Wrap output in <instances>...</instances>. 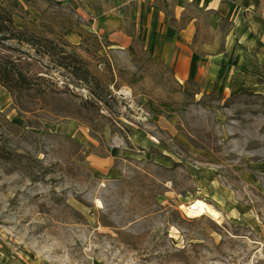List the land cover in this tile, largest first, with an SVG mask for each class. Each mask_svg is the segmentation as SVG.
<instances>
[{
	"label": "rangeland",
	"instance_id": "rangeland-1",
	"mask_svg": "<svg viewBox=\"0 0 264 264\" xmlns=\"http://www.w3.org/2000/svg\"><path fill=\"white\" fill-rule=\"evenodd\" d=\"M2 1L39 43L0 45L47 73L0 81V264H264V89L237 85L221 56L178 78L140 42L113 45L88 25L98 0ZM61 50L104 91L75 86ZM197 198L221 216H188Z\"/></svg>",
	"mask_w": 264,
	"mask_h": 264
},
{
	"label": "crops",
	"instance_id": "crops-1",
	"mask_svg": "<svg viewBox=\"0 0 264 264\" xmlns=\"http://www.w3.org/2000/svg\"><path fill=\"white\" fill-rule=\"evenodd\" d=\"M67 2L74 9L81 8L79 0ZM87 9L98 14L88 25L107 33L113 45L128 48L140 42L150 56L170 64L178 78L194 75L203 53V57L226 59L225 68L230 78L236 77L237 85L264 89V80H258L264 77L260 71L264 65V0H98L88 2ZM224 22L231 24V30L226 47L220 50L218 35ZM205 30L214 39L206 41ZM241 49L243 60L238 56Z\"/></svg>",
	"mask_w": 264,
	"mask_h": 264
},
{
	"label": "trees",
	"instance_id": "trees-1",
	"mask_svg": "<svg viewBox=\"0 0 264 264\" xmlns=\"http://www.w3.org/2000/svg\"><path fill=\"white\" fill-rule=\"evenodd\" d=\"M18 3L17 0H12L11 5H15L13 7H16ZM13 14L14 12L9 8L8 4H4L3 1L0 2V42L4 39H16L23 41L32 47L36 46L39 43V38L34 34H27L24 29L17 28L14 25ZM45 41L52 42L50 39H46ZM35 51L38 55L43 53L38 49H35ZM57 61L60 66L67 68L71 79L76 80L74 82L75 86L80 85L81 82L87 83L90 80L98 89H101L99 90L100 92L104 91V87L100 85V81L90 73L81 58L77 57L74 53L61 50L59 53V60ZM67 61H70L71 63L74 62L70 68ZM45 73H47L46 68L37 56H31L29 52L24 50L18 53L11 52L0 45L1 82H11L22 87H30L36 81L45 80ZM100 92H90L91 95L94 96L95 102L98 105L105 102L104 96Z\"/></svg>",
	"mask_w": 264,
	"mask_h": 264
},
{
	"label": "bare ground",
	"instance_id": "bare-ground-1",
	"mask_svg": "<svg viewBox=\"0 0 264 264\" xmlns=\"http://www.w3.org/2000/svg\"><path fill=\"white\" fill-rule=\"evenodd\" d=\"M188 216L195 217L203 214H209L214 218L221 216L220 212L205 202L203 199L197 198L192 200L187 205L183 206Z\"/></svg>",
	"mask_w": 264,
	"mask_h": 264
}]
</instances>
